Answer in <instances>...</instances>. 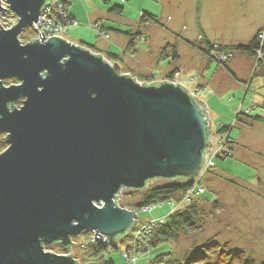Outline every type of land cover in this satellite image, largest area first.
<instances>
[{
    "label": "water",
    "instance_id": "1",
    "mask_svg": "<svg viewBox=\"0 0 264 264\" xmlns=\"http://www.w3.org/2000/svg\"><path fill=\"white\" fill-rule=\"evenodd\" d=\"M51 1L5 0L17 21L0 28V264H78L44 247L87 232L114 246L137 222L117 195L194 183L211 146L206 105L184 86L139 84L59 37L22 45Z\"/></svg>",
    "mask_w": 264,
    "mask_h": 264
},
{
    "label": "rangeland",
    "instance_id": "2",
    "mask_svg": "<svg viewBox=\"0 0 264 264\" xmlns=\"http://www.w3.org/2000/svg\"><path fill=\"white\" fill-rule=\"evenodd\" d=\"M113 6L123 7L120 17L110 16L108 10ZM2 7L4 11L0 15V28L8 30L15 25L17 17L9 11L6 4ZM70 9L78 17L79 23L77 29L63 34L64 40L94 53L91 48L77 45V39L73 38L79 33L88 38L89 33L99 29L107 37H101L96 32L98 37L103 38L97 42V45L104 49L109 46V53L117 54L120 63L116 65L121 75H128L144 85L155 82L169 83L166 80L177 77L181 80L179 85L188 89V93L199 101H204L206 95L214 96L217 100V105L213 104V101L209 105L215 110L218 118L214 121L208 117L211 145L209 151L212 150V157L216 156L214 167L204 169L203 166L201 175L193 183L204 191L202 197L201 195L193 197L199 199L198 205L202 207V212L199 214L202 218V226L182 236L177 242L161 245L143 254L142 257L138 256L136 264H147L150 259L166 253L169 248L178 261L185 256L194 257L198 250L203 248L205 257L198 258L195 264H264V124L252 123L250 120L255 117L264 119V79L261 72L251 76L255 61L253 55L250 58L248 80L250 82L255 78L256 80L251 90L246 93L249 84L245 90L232 88V85L238 84L226 68L220 65L218 67L212 60V52L210 58L213 62H210V68L204 74L197 71L194 67H197L198 57L190 46L196 41L192 44L193 48L203 53L201 42L205 40L200 34L198 35L200 27L205 30L212 42L224 46L246 44L250 38L249 32L252 31L250 22L258 23L264 17L262 3L252 4L248 0H129L120 3L118 0H110L109 4H105L102 0H71ZM143 14L154 16L158 24L148 21L144 23L146 27H141L139 19ZM99 20L107 27L116 29L117 32L110 31L107 39L108 33L103 31L99 24L94 25V30H91L89 27L93 24L89 23ZM136 31H140V36L135 33ZM125 34L137 35L131 46V48L135 47L134 53L130 51L125 53L124 49L128 43ZM261 36L263 39L260 42L264 48V32ZM18 39L22 45H25L35 40V34L31 28H27ZM122 45L124 47L121 49ZM172 46L177 48L181 58L180 63L179 60L174 63L175 59L171 57L169 48ZM99 56L111 66L114 65L105 55ZM245 59L244 55L235 53L229 57L228 62L233 63L239 74L244 72L246 63L247 65L249 63ZM178 65L182 67V71L173 70L174 66L178 67ZM258 76L261 78H257ZM203 78L209 82L225 80L230 90H225L227 93L224 91L222 95H216L212 88L206 87L196 96L199 87H194L195 83ZM8 84L7 80L3 81L4 86H9ZM245 95L243 105L245 110H243L241 102ZM204 103L209 110L208 103L206 101ZM16 106L19 108L21 105L18 103ZM234 110L241 111L236 113ZM250 111L251 114L248 115ZM236 115L239 121H235ZM241 115L248 118L240 120ZM7 147V143H4V147H0V153ZM224 155L229 156L225 159H217ZM163 184L165 181L156 180L151 185L153 187ZM141 196V192L124 189L118 206L136 210L134 207L140 202ZM182 199L178 201L179 204ZM176 204L171 202L158 205L151 214L140 215V218L144 222H150L149 219L152 218L164 222L167 215L184 207L183 204L177 206ZM88 235L90 239L89 232L73 238L72 254L75 260L79 258L76 245L86 244ZM127 244L118 241L115 244L116 249L109 247L105 259L111 260L112 264H126L119 251L125 250ZM220 246L228 250L230 253L228 257L225 256L224 251L217 253L216 247ZM44 251L68 256L66 252L68 250L58 245L45 246Z\"/></svg>",
    "mask_w": 264,
    "mask_h": 264
},
{
    "label": "trees",
    "instance_id": "3",
    "mask_svg": "<svg viewBox=\"0 0 264 264\" xmlns=\"http://www.w3.org/2000/svg\"><path fill=\"white\" fill-rule=\"evenodd\" d=\"M120 10H121L120 8L113 9V11H120ZM145 17H147L151 22L158 24L156 18L148 15H143V17H141V21H143ZM263 32L264 30L257 32L254 38L251 39L250 42L246 45L222 47L219 45H213L209 42L203 41L201 42L203 44V47L201 48L203 53H206L208 56L210 55L211 52L219 51V52L229 53L231 56L236 53L252 58L255 50H257L260 45V40L258 39V36L263 34ZM125 35L128 38L127 39L128 43L125 49L128 50L129 48H131V46H133L134 38H136L137 35L134 36L130 34H125ZM138 36H140V34ZM169 49H170L171 57L173 59H176L175 49L173 47ZM107 58L109 61H112V63L113 62L115 63L116 60H119V57L115 55H108ZM238 119H239L238 115H236L235 121H239ZM250 120L252 123L264 124V119L260 117H255ZM228 156L229 155H224V157H217V159H225ZM151 184H149L145 190L140 191L142 193V196L140 198V202L136 204L134 207L136 210L145 206H154V205L158 206L171 202L179 204L178 201H181V199L185 195H187L188 192L195 185L193 183L188 182L187 180H179V179L174 181H165V184L161 186L152 187ZM200 197H202V195ZM206 202L208 201L206 200ZM198 204H199V199H192L189 205H186L167 215L165 221L162 222L160 229H158L152 236L150 250L159 247L161 245H167L177 242L182 236H186L191 232L200 229L202 226L201 225L202 218L199 217V214L202 212V207L199 206ZM121 208L127 209L129 211H136L127 208L125 206H121ZM119 242L121 243L125 242L127 244L129 242V236H126L125 238H123V240ZM111 247L116 249L115 245ZM216 248H217L216 250L217 253L220 254L221 252L224 251L226 257L230 255V253H228V250L223 249L221 246ZM76 249H77V253L79 254L78 255L79 258H77L79 264H112L111 260L105 259V255L108 252L109 247L104 243L92 242L89 239V235H88V242L84 245H76ZM66 252L68 255H71L73 257L72 249ZM202 257H205V253L203 251V248H200L194 257L185 256L181 261H178L177 259L174 258V253L171 252V249L169 248L166 251V253L160 254L150 259L147 264H195L197 259Z\"/></svg>",
    "mask_w": 264,
    "mask_h": 264
},
{
    "label": "built area",
    "instance_id": "4",
    "mask_svg": "<svg viewBox=\"0 0 264 264\" xmlns=\"http://www.w3.org/2000/svg\"><path fill=\"white\" fill-rule=\"evenodd\" d=\"M4 4L5 0H2L1 6ZM77 28L78 23L68 17L66 13L65 3L62 0H52L50 4L41 10L40 16L37 19V23H33L31 29L35 34L36 40H39V34L42 33L43 37L45 38L42 40L45 41L52 37H59L63 39V34H67L68 32ZM98 30L96 32H98L99 36L107 37L104 32L102 33V31L100 32V30ZM262 36L260 35L259 40L263 39ZM198 40L200 41L201 39L199 38ZM211 55L212 60L220 66H225L229 57L231 56L229 53L217 51L212 52ZM254 58V70L252 71L251 76H253L256 72H261L262 78L264 79V50L261 42L259 48L254 52ZM166 81L172 85L181 84V80H179L177 77H171ZM211 151L212 150H210L209 153L205 155L204 169L214 167V160L216 156L212 157ZM203 193L204 191L201 188H198L197 185H194L188 194L183 197L181 204L184 206L189 205L193 197L202 195ZM121 194L122 191L117 196L121 197ZM120 197H117L115 200L117 205ZM156 207L157 206L155 205L145 206L134 211L136 215L135 221H137L136 225L129 231L131 232L130 235L127 234V236H129V242L125 250L120 249L119 251L120 254L123 255L126 264H136L138 256L142 257L143 254L150 251L152 236L158 229H160L162 222L161 220L155 218L149 219L150 222H144V220L142 221L140 218V215H149L156 209ZM94 235V233H91L90 240L92 242L105 243V238L103 236H101L100 240L98 241L94 239Z\"/></svg>",
    "mask_w": 264,
    "mask_h": 264
},
{
    "label": "crops",
    "instance_id": "5",
    "mask_svg": "<svg viewBox=\"0 0 264 264\" xmlns=\"http://www.w3.org/2000/svg\"><path fill=\"white\" fill-rule=\"evenodd\" d=\"M64 3H65V10H66V13H67V15H68V17H70L71 19H73L74 21H76L77 23H79L78 22V17H76L74 14H73V11H71V9H70V2H71V0H62ZM120 3H123V2H127V1H129V0H123V1H121V0H118ZM249 2H252V4L253 3H256V4H259V3H262V5H263V7H264V0H248ZM102 2L103 3H105V4H109L110 3V0H102ZM255 5V4H254ZM114 8H120L121 10L120 11H113V9ZM109 11V14H110V16H118V17H120L121 15H122V12H123V7H119V6H113L112 7V9H110V10H108ZM143 15H146V14H143ZM143 15H141V17H143ZM148 16H151V15H148ZM141 17H140V23H141V27L142 26H147V25H144V23L146 24V23H148V21H150L147 17H145L144 19H143V21H141ZM152 17H154V16H152ZM155 18V17H154ZM89 24H93V25H91V27H89L91 30H94L93 29V27H94V25H97V24H99L100 26H101V28H102V30L103 31H105V32H107L108 33V38L107 39H109V32L110 31H114V32H117V30L116 29H113V28H109V27H107V25H105L104 24V22H102L101 20H99V21H95V22H92V23H89ZM250 25H251V27H252V31L251 32H249V34H250V38H249V40H248V42L246 43V44H248L249 42H250V40L251 39H253L254 38V36L257 34V32H259V31H261V30H264V17H262V19H260L259 20V22L258 23H255L254 21H251L250 22ZM93 32V31H92ZM119 32V31H118ZM136 34H139L140 33V31H136L135 32ZM82 34V33H81ZM135 34V35H136ZM201 35L202 37H203V39L206 41V42H209V43H211V44H217V45H220V46H222V47H224V45H221V44H219V43H216V42H212L209 38H208V36H207V34H206V32H205V30L204 29H202L201 27H200V29H199V33H198V35ZM75 38H73V39H77L76 41L78 42L77 43V45H81V46H83V47H85V48H91L93 51H94V53H96V54H99V55H105V57H108V55H117L116 53H109V46H108V48H100L98 45H97V42L98 41H100L101 39L103 40V38H100V37H98L97 35H96V32L94 31V33H89V36H88V38H86L85 36H82V35H80V33L79 34H77V35H75L74 36ZM107 39H105V40H107ZM140 39H142V36L140 37ZM144 42H146V40H144ZM193 43H196V41L195 42H193ZM193 43H191L190 44V46H191V48H192V50L196 53V57H198V58H196V60H197V67H194L197 71H199L201 74H204L209 68H210V62H213L212 60H211V58H210V55L208 56L206 53H202V52H200V51H197V50H195L194 48H193V46H192V44ZM76 44V43H75ZM246 44H235V45H233V46H238V45H246ZM125 45V44H124ZM124 45H122V46H120L121 47V49H122V47H124ZM97 47H99V48H97ZM174 49H175V52H176V59L174 60V63L177 61V60H179L178 62L180 63L181 62V58H180V55H179V53H178V51H177V48L175 47V46H172ZM131 50H126V49H124V50H126L125 51V53H127L128 51H130V53H134L135 52V47H132V48H130ZM242 55V54H241ZM244 57L246 58L245 60H248L249 61V63H248V65H247V63H246V66H245V70H244V72L243 73H239L238 74V70L236 69V68H234L233 67V63H230V61L228 62V64H227V66L226 67H224V68H226L227 69V71L229 72V74H231L233 77H234V80L236 81V83L238 84V85H232V88H236V89H241V88H243L244 90H245V88H246V85H248L249 84V87H248V89H247V91H246V93L248 92V91H250L251 90V88H252V85H253V83H254V80H256V78L253 80V81H249L248 80V78H249V71H250V68H251V59L248 57V56H245L244 55ZM192 59L193 58H191V61H192ZM231 60V59H230ZM120 60H116L115 61V64L117 63H120L119 62ZM114 63V62H113ZM119 65V64H118ZM218 67H220L219 65H217ZM184 67V66H183ZM185 68V67H184ZM173 70H179V71H182V67L180 66V65H178V67H175L174 66V69ZM237 73V74H236ZM257 78H261V77H257ZM205 78H203V80H201V81H199V82H196L195 83V85L196 86H194V87H199V90H198V93H197V95L196 96H198L199 94H200V90H204V89H206V87H208L209 89H211L212 88V90L214 91V93L217 95H222L223 94V92L226 90H230V86H229V84H226L225 82V80H219L218 82L217 81H214V82H209V81H206V80H204ZM206 81V82H205ZM225 91V92H226ZM227 93V92H226ZM238 94V93H237ZM236 94V95H237ZM247 95V94H246ZM246 95L244 96V98H243V101L241 102V104H242V107H243V110H245V108H244V101H245V98H246ZM207 97L205 98V100L204 101H206L207 103H208V106H209V110H208V108L206 109V112H207V117H209V118H211V120H214V121H216V119L218 118V115H217V113L215 112V110L209 105V103L210 102H212L213 101V104L215 103V105H217V100H215V98L216 97H210L209 95H206ZM223 97V96H222ZM202 101V100H201ZM204 101H202V103H204ZM209 101V102H208ZM240 101V100H239ZM205 105H206V103H204ZM234 111H236V110H234ZM239 111H241V110H239ZM237 112L236 111V113H240V112ZM251 114V111H250V113L248 114V115H250ZM244 118H248L247 116H241L240 117V120H243ZM176 206H177V204H176ZM175 206V207H176ZM174 207V208H175Z\"/></svg>",
    "mask_w": 264,
    "mask_h": 264
},
{
    "label": "flooded vegetation",
    "instance_id": "6",
    "mask_svg": "<svg viewBox=\"0 0 264 264\" xmlns=\"http://www.w3.org/2000/svg\"><path fill=\"white\" fill-rule=\"evenodd\" d=\"M17 21V20H16ZM4 81V80H3ZM7 82H9V86L10 85H18V84H20V81L19 80H17V79H9V80H7ZM3 83V82H2ZM5 87H8V86H5ZM22 101H23V99L22 100H20L19 102H17V103H15L13 106L15 107V108H17V104L19 103L20 105L22 104ZM20 108V107H19ZM5 137H6V134L5 133H0V147H4V143H6L5 142ZM2 141V142H1Z\"/></svg>",
    "mask_w": 264,
    "mask_h": 264
}]
</instances>
